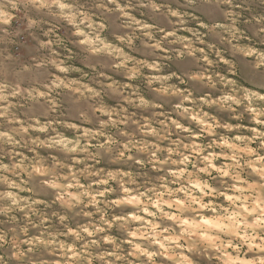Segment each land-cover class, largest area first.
Wrapping results in <instances>:
<instances>
[{
  "label": "rangeland",
  "instance_id": "rangeland-1",
  "mask_svg": "<svg viewBox=\"0 0 264 264\" xmlns=\"http://www.w3.org/2000/svg\"><path fill=\"white\" fill-rule=\"evenodd\" d=\"M262 27L264 0H0V264H264L232 231L264 238Z\"/></svg>",
  "mask_w": 264,
  "mask_h": 264
},
{
  "label": "clouds",
  "instance_id": "clouds-1",
  "mask_svg": "<svg viewBox=\"0 0 264 264\" xmlns=\"http://www.w3.org/2000/svg\"><path fill=\"white\" fill-rule=\"evenodd\" d=\"M188 2H189V4H192V3L195 2V0H188ZM12 7L15 8L16 6L15 5H12ZM60 7L61 8H64V7H66V5L61 4ZM172 15L176 16V15H179V13L173 12ZM9 19H10V17H9ZM259 31H264V27L260 28ZM220 59L223 60L224 64H228L229 63V61L228 60H224L223 57H220ZM209 63H211V61H209ZM151 67H159V65H151ZM253 95H255V94H253ZM258 98L261 99V100H264V96H258ZM225 99L231 100L232 97L231 96L225 97ZM245 99H247V97H245ZM235 103L236 104H240L241 101L240 100H236ZM249 110L250 111H254V109H249ZM259 115H264V113H259ZM258 122L264 123V121H258ZM177 127H179V125H177ZM41 130L43 131V129H41ZM237 139H239V137ZM185 159H187V157H185ZM259 159L260 160H264V157H260ZM137 163H139V162H137ZM226 174L227 173H225V175ZM207 187H208V185L207 184H204L202 190L205 189V188H207ZM204 194L205 195H210V194H212V190H209L208 192H205ZM227 199L234 201V198L231 197V196L227 197ZM235 199H239V197H236ZM201 207L202 208L203 207H207V205H201ZM215 211H216V209L213 208V212H215ZM244 213L245 214L248 213V210L246 208L244 209ZM237 214H239V213H237ZM261 216H264V212H261ZM136 218L137 217H133V219H136ZM228 219H231V217H228ZM185 223H187V221H185ZM208 223H209V221L206 220V219L199 220V221H197L196 224L193 225V227H203V225H206ZM257 224L264 225V220L259 221ZM244 226L245 227H249L250 225H248L246 223V224H244ZM215 227L216 228H220V229H227V228H229L228 225H221V224H216ZM236 227H239V225H236ZM232 231H233V233L235 235L239 236L240 239H241V241H243L244 244L248 245V247H253L254 246V247L258 248V249L264 250V238H261V243L253 245L252 241L256 239V237L254 235L253 236L240 235V233L234 231V229H232ZM209 239H211V237H209ZM217 239H218V237H217ZM156 243H159V241H156ZM159 244H160V247L161 248H164L165 247V245L163 243H159ZM176 247H180V245H176ZM213 247L216 248L218 251H221V252L226 253L225 251H223V249H226L228 247H232L233 249H239L240 245L233 244L231 241H228L227 243H224L222 246L221 245L214 244ZM190 248L191 247H189L188 250H190ZM146 255L149 258H151L152 256L157 255V253H155V252H148V253H146ZM168 258H171V257L169 256ZM185 259L187 260V257H185ZM188 264H191V261H189Z\"/></svg>",
  "mask_w": 264,
  "mask_h": 264
}]
</instances>
